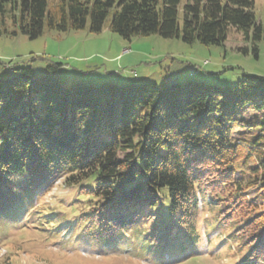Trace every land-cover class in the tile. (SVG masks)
<instances>
[{
  "label": "trees",
  "instance_id": "obj_1",
  "mask_svg": "<svg viewBox=\"0 0 264 264\" xmlns=\"http://www.w3.org/2000/svg\"><path fill=\"white\" fill-rule=\"evenodd\" d=\"M109 17L110 30L126 40L222 46L235 30L253 42L255 58L264 42L255 0H0V36L34 40L87 27L98 34ZM9 66L0 61V219L64 177L89 195L85 220L117 244L129 232L162 248L192 247L207 211L246 248L235 264H264V113L250 127L256 135L232 143L237 116L264 110L263 76L244 74L225 87L70 85L56 78L60 64L42 77Z\"/></svg>",
  "mask_w": 264,
  "mask_h": 264
},
{
  "label": "rangeland",
  "instance_id": "obj_2",
  "mask_svg": "<svg viewBox=\"0 0 264 264\" xmlns=\"http://www.w3.org/2000/svg\"><path fill=\"white\" fill-rule=\"evenodd\" d=\"M255 12L257 21L264 19V0H255ZM109 19L98 34L88 27L65 33L46 30L34 40L21 33L4 34L0 61L10 63L12 69L31 67L36 77L48 75L49 65L60 64L56 78L70 85L196 80L225 87L235 86L244 74L264 77V42L256 44L255 58L253 42L241 32L233 30L222 46L209 47L156 35L126 40L110 30ZM7 29L15 31L9 22ZM263 113L253 107L240 113L233 124L232 143L244 146L256 135L250 127ZM80 187L66 185L64 177L55 178L1 218L0 264H235L246 253L233 228L218 224L207 211L201 212L199 243L192 247L162 248L142 243L141 234L132 239L129 232L121 234L117 244L108 229L85 220L90 200Z\"/></svg>",
  "mask_w": 264,
  "mask_h": 264
}]
</instances>
